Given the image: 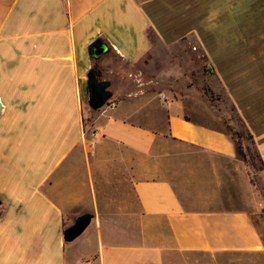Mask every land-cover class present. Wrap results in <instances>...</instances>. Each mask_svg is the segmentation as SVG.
I'll use <instances>...</instances> for the list:
<instances>
[{
  "label": "crops",
  "instance_id": "1",
  "mask_svg": "<svg viewBox=\"0 0 264 264\" xmlns=\"http://www.w3.org/2000/svg\"><path fill=\"white\" fill-rule=\"evenodd\" d=\"M196 73L250 133L261 191L190 106ZM160 138L206 158L178 151L164 176ZM262 211L264 0H0V264H247Z\"/></svg>",
  "mask_w": 264,
  "mask_h": 264
},
{
  "label": "rangeland",
  "instance_id": "2",
  "mask_svg": "<svg viewBox=\"0 0 264 264\" xmlns=\"http://www.w3.org/2000/svg\"><path fill=\"white\" fill-rule=\"evenodd\" d=\"M160 60L165 58V57H160ZM149 69V67H148ZM195 74V73H192ZM150 75L145 74V78L149 79ZM146 79V80H147ZM191 83L190 86V94L189 97L190 99V106L197 108L195 115L197 116L198 120L208 126H212L218 129H225V126L231 125V128L234 130L240 129L239 124L232 113L231 105L227 102L226 98L224 97L223 94H221V91H217L216 84L213 82L209 81V79L206 77V74L201 75L196 73L195 79ZM145 82V80H144ZM144 85V83H143ZM146 88V85L145 87ZM182 92H185L184 90ZM216 93V94H215ZM84 100L87 102V98L84 95ZM200 109V110H199ZM242 145L243 148H247L249 151V158L247 159V166H246V174L248 179L250 180L252 186L254 189L259 192L261 191V178L259 174V170L261 168V165L258 162V159L256 157V152L254 148L252 147L251 143L249 140L244 138L242 140ZM157 147L155 148V156H158L160 160H162V164L160 165V170L162 171V174L165 176L168 171L167 169V163L165 162L166 160H176V159H182L177 157L178 151L180 153H185L187 154L191 160H195L196 162L199 160H203L206 158L203 154H200L197 151L194 150H188V149H181L173 146L171 142H168L163 139H159L158 143L156 145ZM174 154V155H172ZM189 159V158H188ZM161 163V162H160ZM162 167V169H161ZM260 194V193H259ZM257 221L260 222V234L262 238L264 239V211L260 212L258 215L254 216ZM83 240L82 236H79L76 239V244H80V242ZM192 256V264H196L198 259L193 258ZM224 264H231L232 258L228 257L227 259L223 260ZM199 263H202V261H199ZM241 263V262H239ZM237 263V264H239ZM245 264L246 262L243 261ZM65 264H74L73 261L69 257H67ZM198 264V263H197ZM247 264H264V255H256L252 259L247 260Z\"/></svg>",
  "mask_w": 264,
  "mask_h": 264
},
{
  "label": "water",
  "instance_id": "3",
  "mask_svg": "<svg viewBox=\"0 0 264 264\" xmlns=\"http://www.w3.org/2000/svg\"><path fill=\"white\" fill-rule=\"evenodd\" d=\"M105 52V48L102 45H95L92 47V49L90 50V56L92 58H97L100 55H102ZM100 89L98 90L97 94L99 96V101L98 103L94 104V105H90L88 104L92 109H97L102 107L110 98H111V92L106 90V88L109 87V82L107 81H102L100 83ZM88 225V219L83 217L80 218L72 227H70L66 233H65V238L68 241H71L73 239H75L76 237H78L86 228V226Z\"/></svg>",
  "mask_w": 264,
  "mask_h": 264
},
{
  "label": "trees",
  "instance_id": "4",
  "mask_svg": "<svg viewBox=\"0 0 264 264\" xmlns=\"http://www.w3.org/2000/svg\"><path fill=\"white\" fill-rule=\"evenodd\" d=\"M231 109H232V113L234 114V116H235V118L239 124L240 129L234 130L233 128H231V125L230 126L227 125V126H225V129H223V130L219 129V130L222 131L223 133H225L228 137H230V139L232 140L234 147H235L236 156L246 167L248 164L247 159L249 158V154H248L249 151L247 148H243L242 140H244V138H246L247 140L250 141V143L252 145L251 135L248 132V130L246 129L245 125L240 120V118L234 112L232 106H231ZM256 157L258 159L259 164H261L259 156L257 155V153H256Z\"/></svg>",
  "mask_w": 264,
  "mask_h": 264
},
{
  "label": "flooded vegetation",
  "instance_id": "5",
  "mask_svg": "<svg viewBox=\"0 0 264 264\" xmlns=\"http://www.w3.org/2000/svg\"><path fill=\"white\" fill-rule=\"evenodd\" d=\"M95 45H100V43H95L92 45V47ZM102 81H105L102 75V70L97 65H94L88 72L85 85L82 88L83 94L86 96L88 104L94 105L98 103L100 98L97 92L101 88L100 83ZM108 88H106V90L109 91Z\"/></svg>",
  "mask_w": 264,
  "mask_h": 264
},
{
  "label": "built area",
  "instance_id": "6",
  "mask_svg": "<svg viewBox=\"0 0 264 264\" xmlns=\"http://www.w3.org/2000/svg\"><path fill=\"white\" fill-rule=\"evenodd\" d=\"M110 108H113L114 106H115V103L114 102H110ZM91 136L93 137L94 135L93 134H91Z\"/></svg>",
  "mask_w": 264,
  "mask_h": 264
}]
</instances>
